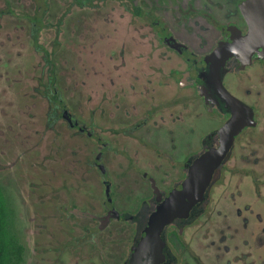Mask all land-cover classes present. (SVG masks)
Here are the masks:
<instances>
[{
	"label": "rangeland",
	"instance_id": "1",
	"mask_svg": "<svg viewBox=\"0 0 264 264\" xmlns=\"http://www.w3.org/2000/svg\"><path fill=\"white\" fill-rule=\"evenodd\" d=\"M208 8L205 0H0V187L25 246L20 264H56L54 251L61 246L54 240L57 215L52 209L71 195L81 202L88 200L85 182L93 184L99 176L85 165L87 138L54 117L51 95H57L78 121L96 109L97 121L105 74L115 71L120 75L117 81L129 90L130 74L144 63L136 53L150 47L144 34L152 20H165L201 59L212 47L210 26L199 17ZM121 49L134 54L126 57L125 68L116 56ZM107 59L112 62L105 67ZM177 60L171 57V70L179 67ZM224 84L253 106L257 123L237 136L217 175L218 183L208 191L203 212L185 224L181 234L175 228L167 235L172 264H264V62L240 75L230 71ZM186 90L184 132L178 135L171 124L168 135L177 141L176 162L200 152L202 138L223 121L220 113L207 112L194 88ZM127 99L125 106L138 103L133 95ZM211 141L216 144V136ZM137 170H115L125 181H121L123 195L115 203L119 210H134L142 199L151 197ZM148 172L165 190L180 178L179 170L169 166ZM90 193L102 192L94 185ZM81 219V224L88 221ZM116 227L123 231L116 234L120 241L111 264L127 257L126 247L136 234L135 225L127 222ZM78 235L75 247L88 239L84 232ZM41 248L44 253L34 256ZM59 256L63 264H103L77 248Z\"/></svg>",
	"mask_w": 264,
	"mask_h": 264
},
{
	"label": "flooded vegetation",
	"instance_id": "2",
	"mask_svg": "<svg viewBox=\"0 0 264 264\" xmlns=\"http://www.w3.org/2000/svg\"><path fill=\"white\" fill-rule=\"evenodd\" d=\"M241 1L243 0H205L211 5V8H208L207 12L200 14L199 17L205 22V25L210 26L212 47L209 51L201 54V59L196 57L197 54L192 48L173 34L165 20L153 19L149 31L144 34L150 42V47L145 51L136 53V56L142 58L144 63L136 66L138 69L130 74L133 83L128 86L129 90L123 81H117L118 76H120L118 73L108 70L110 73L105 74L103 88L100 92L97 121L95 120L96 109H92L89 110L84 121H78L79 118L74 114L76 123L70 126L62 117V109L65 108V105L63 103L58 104L53 100L56 105L54 117L59 116L70 129H76L87 138L85 165L88 171L95 170L99 174L95 183L85 182L88 185V200L81 202L80 198L77 199L71 195L67 197V200L58 202L52 209V212L57 215L56 230L58 232L55 234L54 240L61 246L54 251L56 264H60V262L63 264L60 254H64V252L73 253L76 248L87 253L88 257L97 256L103 264H111L110 260L116 257L118 252L116 246L120 241L116 234L123 231L121 227L117 228L116 224L127 222L128 225H135L136 234L133 241L126 247L127 257L120 263L124 264L131 254L132 246L142 235L150 213L173 188L179 187L186 176L187 164L191 163L206 148L215 145L212 141L209 143V140L213 136H216L217 139L214 132L218 128L210 131L202 138L203 149L200 152L188 157L183 156L182 161L179 159L176 162V156L173 153L176 150L177 141L175 137L171 139L168 135L171 132V124H174L172 128L174 131L178 130V135L181 131L184 132L187 109L186 89L188 87L195 89L207 112L220 113L223 119L222 123L226 119V116L220 112L217 106L209 109L210 104L205 103L203 97L199 95L196 88L199 80L196 79L194 83H190V81L192 78H196V70L203 64V56L216 47L220 41H230L231 31L235 27L242 33L247 31L248 25L239 10ZM171 34L185 43L187 49L179 52L166 44L165 38ZM118 53L116 56L121 57L120 62H122L120 67L125 68L128 62L126 57H132L134 54L132 55L131 51L127 49H121ZM107 56L111 57V55ZM171 57H176L179 62V67L173 70L169 66ZM108 62H112V60L107 59L105 67ZM261 62H264V59L255 58L251 65L241 69L240 61L235 56H231L226 60L227 73L233 71L235 75H240L248 67ZM128 95H133L138 103L133 101L131 106H125V101L129 100L127 99ZM88 101L91 102V97L88 98ZM172 134L174 133L172 132ZM181 141L183 142L184 138L178 142L180 153L183 152L184 147L180 146ZM157 159L161 161L156 164ZM162 165L179 170V177L181 175L180 169L184 171L183 176L173 182L167 190L163 189L156 176L148 172L150 168H161ZM131 168L138 169L137 172L141 179L147 182L151 197L142 199L141 205L136 209L123 211L117 209L115 203L123 195L121 189L122 182L125 181L116 176L115 170ZM151 181L159 190V197L154 192ZM162 182H165L164 178ZM94 185L98 186L102 193H90ZM205 199L191 209L189 217L176 218L163 228V238L166 242L163 252L167 264H172L175 261L167 248V235L175 228L181 234L185 224L195 220L203 212ZM81 218H86L88 221L81 224ZM83 232L88 235V239L75 247V242L78 241L76 237L80 236L78 233L83 236ZM112 248L114 252L111 251ZM42 253H44L43 248L40 249V252L35 251L33 255L37 256Z\"/></svg>",
	"mask_w": 264,
	"mask_h": 264
},
{
	"label": "water",
	"instance_id": "3",
	"mask_svg": "<svg viewBox=\"0 0 264 264\" xmlns=\"http://www.w3.org/2000/svg\"><path fill=\"white\" fill-rule=\"evenodd\" d=\"M239 10L248 25L247 31L242 33L235 27L230 41H220L203 56L196 78L190 81L194 83L198 79L197 91L204 102L210 104L209 109L217 106L226 116L214 132L217 143L187 164L186 176L150 213L142 235L124 264H167L163 228L176 218L189 217L191 209L205 199L214 172L226 161L237 136L246 128L256 126L253 106L232 94L224 84V77L228 72L226 60L231 56L240 61L241 69L251 65L255 58L264 59V0H243ZM165 43L179 52L187 49L173 34L165 38ZM62 117L70 126L76 123V118L66 108L62 109ZM151 186L159 197L153 181Z\"/></svg>",
	"mask_w": 264,
	"mask_h": 264
},
{
	"label": "trees",
	"instance_id": "4",
	"mask_svg": "<svg viewBox=\"0 0 264 264\" xmlns=\"http://www.w3.org/2000/svg\"><path fill=\"white\" fill-rule=\"evenodd\" d=\"M51 98L58 104H62L61 100H57V95L52 94ZM221 168L222 165L214 172L203 205L207 201L209 189L218 183L217 175ZM24 251L25 247L14 224L13 209L5 191L0 187V264H20L24 258Z\"/></svg>",
	"mask_w": 264,
	"mask_h": 264
}]
</instances>
